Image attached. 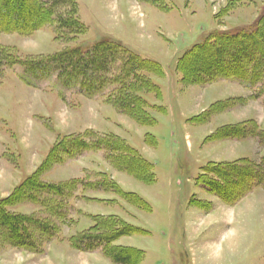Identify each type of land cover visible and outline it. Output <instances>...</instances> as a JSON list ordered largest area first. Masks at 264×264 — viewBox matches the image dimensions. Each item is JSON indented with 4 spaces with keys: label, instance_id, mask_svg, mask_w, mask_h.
<instances>
[{
    "label": "rangeland",
    "instance_id": "obj_1",
    "mask_svg": "<svg viewBox=\"0 0 264 264\" xmlns=\"http://www.w3.org/2000/svg\"><path fill=\"white\" fill-rule=\"evenodd\" d=\"M74 1L81 34L61 28L56 19L68 18L69 11L58 8L48 23L28 35L0 33V53L29 61L115 43L161 67V75L142 72L158 94H138L155 124L137 125L110 97L105 98L113 87L99 90L93 82L86 93L80 81L72 88L62 87L54 71L47 78L33 79L20 66L5 69L0 79V200L34 175L54 145L68 137H119L152 165L155 182L143 184L115 170L103 152L84 151L66 142L53 152L39 181L75 182L69 195L73 197L65 203L67 220L54 218L50 202L54 198L23 192L24 197L32 194L33 203L18 197L4 211L50 222L57 234L43 237L41 253L34 254L13 248L0 231V264H113L100 249L83 253L70 244L73 236L94 225L93 217H100V224L122 221L142 232L118 237L109 245L142 251L138 264H264V184L238 201L223 203L196 182L208 163L246 158L259 164L264 159V139L247 135L264 131V82L247 91L238 81L193 85L177 68L179 59L211 34L249 31L264 10V0ZM231 2L229 13L219 16ZM263 26L264 20L257 27ZM119 65L117 61L109 66L110 77L118 74ZM226 99L230 102H220ZM217 107L222 111L216 112ZM234 125L245 130L244 139L215 136L222 126ZM88 131L94 134L85 135ZM149 137L154 146H149ZM111 181L149 209L86 185ZM101 230L104 236L112 233L108 227Z\"/></svg>",
    "mask_w": 264,
    "mask_h": 264
},
{
    "label": "trees",
    "instance_id": "obj_2",
    "mask_svg": "<svg viewBox=\"0 0 264 264\" xmlns=\"http://www.w3.org/2000/svg\"><path fill=\"white\" fill-rule=\"evenodd\" d=\"M75 7L74 0H0V33L28 35L48 23L47 21L51 20L55 9L67 8L69 17L63 19L58 17L56 20L65 31L73 35L81 34L83 30L76 18ZM232 7L231 2L222 9L219 16L227 15ZM262 20H264V10L256 19L255 25L248 28L249 31L242 29L232 32H215L206 41L195 45L178 62L177 68L182 73L184 81L187 84L201 86L219 80L238 81L247 89L261 80L264 82V26L262 29L257 27ZM11 57L9 54L0 53V79L5 69L20 66L23 68L24 74H29L33 79L47 78L54 71L59 84L64 88H72L75 81H80L79 87L85 89L86 93L91 92L92 87L90 86L94 83L99 90L105 89L107 86L113 87L105 98L110 97L109 99L113 100L112 103L114 102L117 108L123 110V113L137 125L150 127L155 124L154 119L148 114L149 106L142 97L138 96L143 92L158 94V89L142 74L144 70H147L161 75V67L154 61L141 59L112 42L98 43L87 51L65 50L50 58L40 60L20 61ZM117 61L120 63L118 74L110 77L109 66ZM130 78L131 82L128 81ZM261 91L260 89L257 96ZM218 107L215 111L217 112L218 109L222 111V108ZM93 134L88 131L85 135L92 136ZM246 134L245 130L234 125L218 129L215 136L218 135L217 138L219 137L221 140L226 137L244 139ZM247 135L257 137L260 142L261 139H264V131H255V133ZM148 140L149 146H154L153 138L149 137ZM66 142L84 151L103 152L105 160L115 170L123 172L143 184L155 182L152 165L113 134L98 135L90 140L82 137H68L63 142H57L50 151L52 153L47 155L39 170L26 178L9 197L0 200V231H2L3 241L8 242L13 248L39 254L43 237L51 239L57 234V227L50 222H41L28 216L8 214L4 211L18 197L23 200L28 199L33 203L32 194L24 197L23 192H38L54 198L50 201L51 207L56 210L54 218L56 217L62 222L67 220L69 211L67 212L68 206H65V203L66 200L73 197H69V195L70 191L75 190V182L52 185L39 181L53 152L56 149H63ZM263 169L264 159L259 164H254L248 159L209 163L201 169V174L196 182L205 187L209 193L216 195L223 203H231L246 196L255 187L264 184ZM86 185L91 188V191L96 189L110 191L122 196L126 202L136 205L140 209H149L142 199L132 193H124L112 181ZM229 187L230 190H227ZM56 198L60 201H56ZM99 219L100 217H93L94 225L85 234L72 237L70 240L72 248L80 252H92L100 249L99 252L109 257L113 264H138L143 255L142 251L125 247L111 248L109 245L118 237L142 232L122 221L113 219L114 222L110 224H100L98 223ZM105 227H108V231L112 232L110 236L99 234L104 232L101 229ZM93 232L98 234L94 235ZM46 242L47 240L44 241V243Z\"/></svg>",
    "mask_w": 264,
    "mask_h": 264
},
{
    "label": "crops",
    "instance_id": "obj_3",
    "mask_svg": "<svg viewBox=\"0 0 264 264\" xmlns=\"http://www.w3.org/2000/svg\"><path fill=\"white\" fill-rule=\"evenodd\" d=\"M240 86V85H239ZM243 88V87H242ZM246 91L248 90V89H246V88H244ZM230 99H233V100H235L236 98H230ZM229 100H224V101H220V102H224V103H226V102H228ZM220 102H216V103H214V104H220ZM230 102V101H229ZM213 105V104H212ZM211 105V106H212ZM229 106V105H228ZM226 113H227V111H226ZM230 113H233V111H230ZM253 121V120H252ZM227 125V124H226ZM225 126V125H224ZM224 126H222V127H224ZM221 128V127H220ZM243 159H246V158H243ZM237 160H239V159H237ZM237 160H234V161H237ZM242 160V159H241ZM250 160V159H249ZM234 161H231V162H234ZM229 162V161H228ZM216 163H224V162H216ZM49 246H51V244H48ZM84 253V252H83ZM84 255H87V254H84ZM89 259V258H88ZM88 262V261H87Z\"/></svg>",
    "mask_w": 264,
    "mask_h": 264
}]
</instances>
